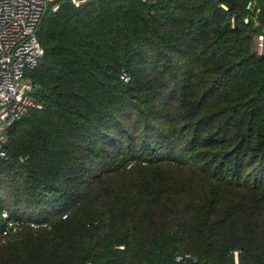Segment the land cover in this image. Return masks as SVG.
<instances>
[{
	"label": "trees",
	"instance_id": "1",
	"mask_svg": "<svg viewBox=\"0 0 264 264\" xmlns=\"http://www.w3.org/2000/svg\"><path fill=\"white\" fill-rule=\"evenodd\" d=\"M254 1L257 26L243 21L249 0H95L45 15L26 74L40 108L0 158V213L21 224L3 237L0 215V264H234V250L264 264Z\"/></svg>",
	"mask_w": 264,
	"mask_h": 264
},
{
	"label": "built area",
	"instance_id": "2",
	"mask_svg": "<svg viewBox=\"0 0 264 264\" xmlns=\"http://www.w3.org/2000/svg\"><path fill=\"white\" fill-rule=\"evenodd\" d=\"M91 1L95 0H0V158L7 155L5 145L8 126L20 120L29 109L40 108L31 98L34 85L26 74L36 69L43 55L38 40V29L43 18L48 13L57 12L63 3L79 8ZM246 9L250 15L244 18V23L253 19L257 26L255 17L259 10L255 1L249 0ZM253 39L255 53L263 55L264 30L254 34ZM0 215L4 221L3 237L21 229V224L13 222L6 211H1ZM27 225L37 227L35 223ZM231 254L234 264H238L239 251L234 250ZM182 259L177 256L176 262Z\"/></svg>",
	"mask_w": 264,
	"mask_h": 264
},
{
	"label": "water",
	"instance_id": "3",
	"mask_svg": "<svg viewBox=\"0 0 264 264\" xmlns=\"http://www.w3.org/2000/svg\"><path fill=\"white\" fill-rule=\"evenodd\" d=\"M16 126L17 122L13 121L7 128V135L11 134L16 129Z\"/></svg>",
	"mask_w": 264,
	"mask_h": 264
},
{
	"label": "rangeland",
	"instance_id": "4",
	"mask_svg": "<svg viewBox=\"0 0 264 264\" xmlns=\"http://www.w3.org/2000/svg\"><path fill=\"white\" fill-rule=\"evenodd\" d=\"M7 203H9V202H7ZM10 204V203H9ZM9 207V206H8ZM8 207H6V208H3L2 209V211H6L7 212V210L6 209H8Z\"/></svg>",
	"mask_w": 264,
	"mask_h": 264
}]
</instances>
